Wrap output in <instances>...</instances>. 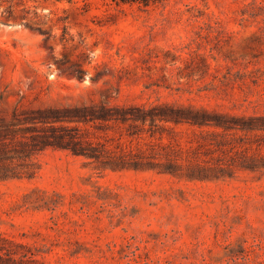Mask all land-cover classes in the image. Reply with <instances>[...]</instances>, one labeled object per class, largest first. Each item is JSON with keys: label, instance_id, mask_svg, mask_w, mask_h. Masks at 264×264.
<instances>
[{"label": "rangeland", "instance_id": "1", "mask_svg": "<svg viewBox=\"0 0 264 264\" xmlns=\"http://www.w3.org/2000/svg\"><path fill=\"white\" fill-rule=\"evenodd\" d=\"M144 1L0 0V127L94 153L0 180L24 264H264V0Z\"/></svg>", "mask_w": 264, "mask_h": 264}, {"label": "trees", "instance_id": "2", "mask_svg": "<svg viewBox=\"0 0 264 264\" xmlns=\"http://www.w3.org/2000/svg\"><path fill=\"white\" fill-rule=\"evenodd\" d=\"M149 0H145L147 4ZM51 134L48 132L35 134L30 143L26 142L22 138H19L15 129H12L10 123L2 124L0 127V180L10 177H20L25 175L27 177H33L35 169L31 167L30 162H25L32 157V153L36 149H42L46 146L64 147L69 148L75 154H84L86 156H94V153H90L83 150L81 146L75 144V140L71 139L67 145L62 144L61 140L64 138L57 136L55 132L56 127H49ZM12 131L11 138L6 136L8 132ZM19 161L22 168L20 171H16L12 162L14 160ZM36 252L34 249L26 243L17 242L14 239L5 238L3 244H0V264H24L27 261L37 260Z\"/></svg>", "mask_w": 264, "mask_h": 264}]
</instances>
